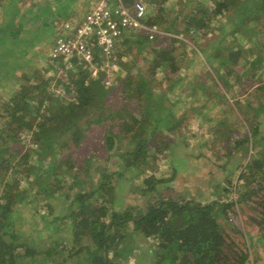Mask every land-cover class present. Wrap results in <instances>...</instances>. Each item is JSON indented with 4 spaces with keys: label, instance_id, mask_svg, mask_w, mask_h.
<instances>
[{
    "label": "trees",
    "instance_id": "trees-1",
    "mask_svg": "<svg viewBox=\"0 0 264 264\" xmlns=\"http://www.w3.org/2000/svg\"><path fill=\"white\" fill-rule=\"evenodd\" d=\"M169 1L148 0L152 14H149L146 22L148 26L163 27L168 36L158 35L151 40L148 35L136 33L133 29L123 35L126 37L124 45H136L138 55L150 54L148 59L145 58L149 63L145 72L148 77L139 74L140 85L128 69L136 59L132 63L125 60L131 48L125 51L116 48L110 59L116 70H103L104 62L97 58L98 72L94 75L87 64H79L77 59L71 60L74 71H70L69 82L58 83L63 85L67 95L72 96L70 99H52L45 95L49 81H43V76L39 75L41 82H32L29 91L15 94L4 104V111L0 114V118L5 119L4 127L0 130V264H70L72 259H76L73 264H121L128 262L142 245L141 242L148 240L153 241L150 246L153 264H249L250 252L229 241L221 224V220H229L228 212L234 204L245 205L254 214L252 223L258 228L259 241L264 250L262 122L250 124L252 138L246 137L236 142V147L244 145L247 151L256 153L243 166L234 186L233 192L238 194L235 203L212 201L202 204L187 199L176 200L166 194L167 188L164 195L160 194V189L167 187L174 179L176 170L170 178L145 176L150 155L175 147L164 131H170L173 135L177 133L179 124L174 121L178 119L180 111L187 113L191 102L204 93L208 100H212L215 94L218 98L219 94L223 97L220 100L227 101L226 94L218 90L229 88L228 78L232 76L236 82L241 81L242 74L238 68L242 57H245L247 64L249 52L239 50L230 43L225 45L229 36L251 33L250 39L257 41L262 48L258 58L250 63L263 67L264 0H212L214 8H209L210 11L203 8L190 13L178 10L176 5L169 12L166 7ZM189 2L180 0L186 7ZM229 12L235 13L234 19L226 16L231 21V31L227 33L226 28H221L224 34L220 38L208 40L203 37L205 43L200 52L204 61L194 52L192 55L195 57L190 59L189 54L181 50L179 45H185V41L180 37L194 39L211 29L212 19H206L208 13L215 19L229 15ZM173 13H177L175 17L171 16ZM206 68L205 72L213 82L211 86L207 85L209 82L202 73ZM224 69L225 73L221 74ZM158 71L169 82L175 80L164 100L160 96L154 98L152 94V83ZM211 71L217 74V79L211 76ZM29 80L31 82L32 78ZM106 82H113V85L107 86ZM111 94L117 101L110 98ZM170 96L177 100L169 104ZM137 101L142 108V111H137L141 120L150 119L149 114L164 109L168 121L166 128L160 127L154 132L142 131L147 122L140 123L134 114L133 105ZM189 109L195 110L192 107ZM253 110L257 118L264 111V106ZM157 115L160 117L155 122L163 119L162 114ZM118 121L122 128L119 135L114 132ZM95 124L108 126L101 137L104 138L102 149L107 155H99L102 152L98 144L101 140H98L99 134L92 147L98 146L96 153L99 160L108 163L116 156L119 170L111 173L108 168H103L98 181L89 182L80 179V166L86 167L88 174L96 155L81 159L80 154L88 149ZM134 124L140 131L133 135L128 130L136 129ZM25 134L31 137L32 146L28 149L24 146L21 150L15 148L23 142ZM123 140L127 141L125 149L129 144L127 151L118 146ZM32 158L35 163L30 167L35 173L33 177L26 178L29 186L25 187L21 179L15 178L16 169L31 163L29 160ZM70 166L77 173L72 174ZM140 176L142 182L135 186L136 192L148 197L150 202L157 201L154 204L147 202L145 212L131 207L118 210L123 184ZM35 187L38 190L31 192ZM38 196L44 199L42 203L37 200ZM54 202H60L63 209H57ZM40 205L49 214L39 216L33 223L26 222V230H18L20 212L27 209L34 215L39 214ZM28 228H31L30 231ZM43 231L45 234H42ZM59 233L62 235L56 236ZM37 239L48 244L40 243ZM110 254L113 256L110 257ZM254 262L258 263L257 260Z\"/></svg>",
    "mask_w": 264,
    "mask_h": 264
},
{
    "label": "rangeland",
    "instance_id": "rangeland-1",
    "mask_svg": "<svg viewBox=\"0 0 264 264\" xmlns=\"http://www.w3.org/2000/svg\"><path fill=\"white\" fill-rule=\"evenodd\" d=\"M189 1L190 2L186 7L185 4L180 3V0H171L166 5V7L170 12L174 5H176L178 10L183 9L185 13H190L194 9L196 12H199V10H203V8H214L212 0ZM70 3L76 4L73 3L72 0L70 1ZM183 5H185L184 8ZM210 10L211 9H209V11ZM149 14H152V9L149 10L148 8V17L146 19V22L148 18H150ZM176 14L177 13H173L171 14V16L175 17ZM226 16L234 19L235 13L229 12V15H225L223 17L218 16L215 19H213L212 16L208 13L206 19H212L210 21L211 29L205 31V34L202 33L200 36L195 37L194 39L196 40V42L191 37H180L181 39L184 38L185 41V45H179L181 47V50L185 51L186 54H189L188 57L190 59L195 57L194 54L192 55V53L194 52L196 53V55L201 56V60L204 61L205 59L200 52V48L205 43V39L203 37L205 36L208 40L211 38H220L224 34L222 31H220L221 28H226L227 33L232 30L231 21H229ZM10 19H12V17L7 19V22H9ZM159 30L161 32V35L159 36L166 35L163 27L159 28ZM136 33L148 35L147 30H137ZM249 34L251 33H246V35H244V33H238L236 37L229 36L226 43H224L225 45L230 43V45H235L239 50L244 49L249 52L248 56H246L247 64L245 63V57H242L238 68V70L242 74L241 81L236 82V78L232 76L228 78L230 82L229 88L222 91L218 90V92L226 94L227 101L220 100L223 97L219 94L218 98L215 97L216 94L213 97L218 101H215L213 98L212 100H208L205 93L202 97H196V99H194L192 102L190 101L191 104L187 107V113L180 111L177 114L178 119L174 121L179 124L177 133L173 135L170 131H164V134L168 135L175 147L171 148L170 150H166L163 153H158L156 155L153 153L152 155H150L151 159H148L150 160L149 164L145 167V176L151 175L159 179L170 178L172 177L173 172L175 170L177 171L176 176L171 182L168 183L167 187L160 189V194L164 195L167 188L168 192L166 194H169L170 197H173L176 200L187 199L188 201L193 200L202 204L210 203L212 201L225 203H235L237 201L238 194L233 192L234 186L238 182V178L243 166L246 165L252 154H255L256 152L252 150L247 151V147L244 145L236 147V142L239 140L241 141L246 137H251V125L262 122V124L260 125L262 138L260 146H264V111L261 112V114L257 116V118H255L256 114L253 110V108L264 106V61L262 64L263 67L261 68L250 63L251 60H255L258 58L259 50L261 51L262 45L259 46L257 41L254 42L253 40H251L250 38L252 35ZM157 36H155L151 40H154ZM11 42H13V40ZM8 43L10 42H7L4 35L0 34V114L4 111V104L10 101L15 94L19 92L22 93L23 91H29L30 84L32 82H41L42 80L32 79V81L29 82V78L26 79V77L31 76L35 71L29 75L22 73L19 75L20 77L15 79L17 69L24 70L27 67L26 63L28 61V58H16V49L12 48V46H9ZM124 43V41L122 44L120 42L118 45V49H122V51H125L129 47L131 48V52L125 60L126 62L130 60L129 63H132L134 61V58L136 59V61L133 62L128 69L130 70V74L132 75V77L135 79V82L140 85L141 83L138 79V75L142 74V76H144L145 78L148 77L145 72L148 70L149 63L148 61H145V58L148 59L150 57V54L147 55L146 52L144 54L138 55L136 45H124ZM26 52L29 51H19V53H23L25 55ZM261 56L264 58V51H262ZM18 64L19 66H17ZM52 64H57V71L59 73L55 72L50 75L47 74L46 79L44 80L43 78V81H49L47 83L48 86L46 87L47 89L45 95H48V97H52V99H70L72 96L67 95V92L64 90L63 85H60L58 83L60 81L65 84L68 83L70 80V71L74 70L72 68H67V64H65V62L62 60L52 62ZM44 66L45 64L41 65L38 68V71L44 69ZM109 66L112 65L109 64ZM103 70H105V68ZM205 71H207V68L202 70V73H204L205 75V80L209 82L207 85L211 86L213 85V82H211V78L207 76ZM223 72L225 73V69L221 70V74H223ZM181 73L183 74L184 71H182ZM123 76H125V73H123ZM211 76L214 79H217V74L213 71H211ZM174 84L175 80L169 82L168 80H166L165 75L162 74L161 71H158L157 76L155 77V81L152 83V94L154 95V98L158 99V96H160L164 100V97L167 96L168 91ZM196 84L197 82L194 83V85ZM112 85L113 82H111L107 86ZM110 98L114 99L116 97L111 94ZM168 98L170 101L169 104L177 100L172 96ZM153 104V107H155V103ZM169 104H167L166 106H169ZM139 105V101H137L133 105V110L135 112L134 114L138 116L140 123L145 121L147 122L146 127H144L142 131L154 132L160 130V127H163V129L166 128L165 126L167 125L168 121L166 119V112L164 111V109L149 114L148 118L150 119H147V121L146 119L141 120L140 114L137 112L142 111V108H140ZM163 107L165 106L163 105ZM191 107L195 110L189 109ZM156 113H160L163 115V119L161 121L155 122L157 118L160 117ZM4 124L5 119L0 118V130L2 129V127H4ZM107 124H103V126L99 124L93 125V129L91 131L93 133V136H90L89 146H87L88 149H86L84 153L80 154L81 159H85L86 156L87 158H89V156H92V154L96 155L93 157L92 162L94 164L89 171L90 173L88 172V174H86V167L84 168L80 166L82 172L79 171V174L80 179L83 181L87 180L90 182L93 180L94 182H97L99 176L102 173V171L100 170H103V168H108L111 173L119 170V159L116 158V156H114L113 160L110 159V161L107 163L104 160H99L100 157H98L96 153L98 152V146L97 148L92 147L94 145L93 142L96 140V136L98 134L100 135V137L98 138L99 140L102 135L105 134L104 132L105 130H107L106 127H108ZM115 124L116 127L114 128V132H117L116 134L119 135L122 129L120 126L121 123L118 121ZM134 125L136 126V124ZM137 129L138 128L136 126V129H130L128 131L133 132L134 135L135 132L140 131ZM103 139L104 138H101L100 143H98L102 150V152H99V155H107L102 149V146L104 144ZM22 141L23 142L16 145L15 148L21 150L24 146L25 149H28L32 146L31 137L29 135L25 134L22 137ZM126 145V140H123L118 144L119 148H122V150L126 148ZM128 147L127 149H125L126 151L128 150ZM132 147L133 146H131L130 148ZM29 161L31 163L19 166L16 169L17 175H15L16 179L22 180V184L25 185V187L29 186L26 178H28V176H30V178L33 177V174L35 173V170L30 167L35 163L33 161V158ZM69 169L72 174L77 173L74 169H71V166L69 167ZM10 173L11 171L9 172V174ZM132 180L133 179L129 181ZM66 181L69 180L66 178ZM140 182H142L141 176L130 183L123 184L124 190L122 192V198H120L121 205L118 207V210L131 207L138 210H144L145 212L147 202H150V199L148 197H142L138 192H136L135 186H137ZM37 190L38 188L35 187L31 192L34 193ZM37 200L41 203L44 201L42 196H38ZM156 201L157 199L152 200L150 203L154 204ZM53 205L57 209H63V206H61L60 202H54ZM46 214H49V211H47V209H43V205H40V212L36 215L27 211V209H24V211L20 212V215H18L20 216L17 219L18 230L22 231L23 228L26 230V226H24L26 222L33 223L34 221H36V218ZM253 215L254 214L245 205L234 204V207H232L228 212L229 220H221V224L223 225L225 236L229 241L235 242V244L242 250H245L246 248L247 251L250 252L249 264H255L254 260L258 261L257 264H264L263 245L260 243L261 241H259L258 228L252 223L251 218ZM30 227L32 226L30 225ZM131 228L132 225L129 226V232H131ZM30 229L31 228H28L27 230L30 231ZM42 234H45V232L43 231ZM61 235L62 234L59 233L56 236L59 237ZM39 242L46 245L48 244L46 242ZM141 244L142 245L134 251L133 257H131L128 262H122L121 264H153L152 250L150 248V246L153 244V241L148 240L147 242H141ZM112 256L113 255L110 254V257ZM257 257L259 258L256 259ZM75 260L76 259H72L70 261V264H73Z\"/></svg>",
    "mask_w": 264,
    "mask_h": 264
},
{
    "label": "built area",
    "instance_id": "built-area-1",
    "mask_svg": "<svg viewBox=\"0 0 264 264\" xmlns=\"http://www.w3.org/2000/svg\"><path fill=\"white\" fill-rule=\"evenodd\" d=\"M148 0H100L93 3L86 16L65 26L51 50L52 62L62 60L72 68V59L85 63L97 74V58L103 60L105 70H116L110 61L126 37V31L147 30L150 39L161 32L148 26ZM111 64L112 66H109ZM86 65V66H87ZM111 82H106L109 85Z\"/></svg>",
    "mask_w": 264,
    "mask_h": 264
},
{
    "label": "crops",
    "instance_id": "crops-1",
    "mask_svg": "<svg viewBox=\"0 0 264 264\" xmlns=\"http://www.w3.org/2000/svg\"><path fill=\"white\" fill-rule=\"evenodd\" d=\"M70 1L5 0L0 2V34H3L7 42H10L9 46L16 49V58H28L27 67L24 70L17 69L15 79L22 73L29 75L34 71L28 77L38 80H41L39 75L45 80L47 74L59 73L57 64H52L51 56L57 36L65 29V26L83 19L90 11L92 4L100 0H72L76 4H71ZM11 17L12 19L7 22V19ZM19 51L29 52L25 55ZM44 64V69L38 71V68Z\"/></svg>",
    "mask_w": 264,
    "mask_h": 264
}]
</instances>
